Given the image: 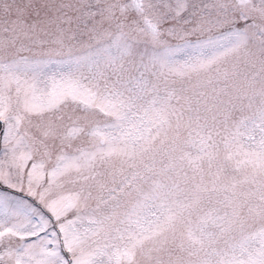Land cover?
Segmentation results:
<instances>
[{"label":"snow or ice","instance_id":"1","mask_svg":"<svg viewBox=\"0 0 264 264\" xmlns=\"http://www.w3.org/2000/svg\"><path fill=\"white\" fill-rule=\"evenodd\" d=\"M0 264H264V0H0Z\"/></svg>","mask_w":264,"mask_h":264}]
</instances>
